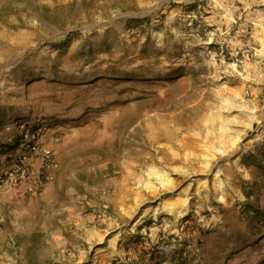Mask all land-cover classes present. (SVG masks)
<instances>
[{
	"label": "rangeland",
	"instance_id": "1",
	"mask_svg": "<svg viewBox=\"0 0 264 264\" xmlns=\"http://www.w3.org/2000/svg\"><path fill=\"white\" fill-rule=\"evenodd\" d=\"M0 84V264H264V0H0Z\"/></svg>",
	"mask_w": 264,
	"mask_h": 264
},
{
	"label": "built area",
	"instance_id": "2",
	"mask_svg": "<svg viewBox=\"0 0 264 264\" xmlns=\"http://www.w3.org/2000/svg\"><path fill=\"white\" fill-rule=\"evenodd\" d=\"M40 131V127L28 129L22 144L26 146L30 150V152L34 154H41L46 163H51V159L53 156L52 149L35 142V139L39 136ZM26 173L27 171L25 165L22 166L21 164L16 163L15 166L10 169L8 174H6V176H4V174H0V189L4 186L5 182L9 181L11 183H17L19 180H21V178L25 176Z\"/></svg>",
	"mask_w": 264,
	"mask_h": 264
},
{
	"label": "crops",
	"instance_id": "3",
	"mask_svg": "<svg viewBox=\"0 0 264 264\" xmlns=\"http://www.w3.org/2000/svg\"><path fill=\"white\" fill-rule=\"evenodd\" d=\"M2 87H3L2 84H0V90ZM15 113H17V112L13 111V110L12 111L6 110L4 105H3L2 100L0 98V145L11 141L12 131L8 130V128H7V126L10 123H12L18 119H25L24 117H27V118L33 120V115L32 116H29V115L17 116L20 114H15ZM0 149H1V147H0ZM3 156L4 155L1 154L0 158H2Z\"/></svg>",
	"mask_w": 264,
	"mask_h": 264
},
{
	"label": "water",
	"instance_id": "4",
	"mask_svg": "<svg viewBox=\"0 0 264 264\" xmlns=\"http://www.w3.org/2000/svg\"><path fill=\"white\" fill-rule=\"evenodd\" d=\"M117 17H118V15H115V16L111 17L109 20H106V21H99V22H97V23L93 26V28H96V27L101 26V25L108 24V23H110L112 20H114V19L117 18Z\"/></svg>",
	"mask_w": 264,
	"mask_h": 264
}]
</instances>
